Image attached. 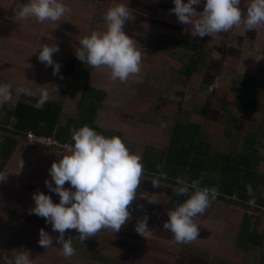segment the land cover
Here are the masks:
<instances>
[{
	"label": "rangeland",
	"instance_id": "374dc122",
	"mask_svg": "<svg viewBox=\"0 0 264 264\" xmlns=\"http://www.w3.org/2000/svg\"><path fill=\"white\" fill-rule=\"evenodd\" d=\"M94 1L95 4H93ZM155 1L159 6L160 14V11L163 12V8L160 5L162 1ZM64 2H67V0H64ZM114 2H116V0H78L79 5L69 8V11L62 16L63 22L61 21L62 24L60 23V27L55 26L53 24L54 21H49V23L47 22V27L50 30L47 32L44 31L45 33L41 34L44 36H40V38L36 35V38H34V33L32 32L30 34V39H27V41L29 40L28 42L34 45V49L31 48L30 51H33L28 55L26 53L19 55L18 53L12 52L11 54L6 48H1V50H3L2 52L6 54L9 60L29 66L30 70H27V72L29 73L30 80L37 78L40 81V88L38 90L33 91L32 88L27 87L28 94L40 96V90L47 89V99L55 97L56 100H58V97H61L60 102H62V104H64V100H67V102H65V110L62 117L63 122H66L69 116L76 115L82 117L87 113V110L81 107L80 101L83 90L87 88L88 81L93 84L95 89H107L108 93L113 98V93L116 89L120 88L122 84L131 85L132 82L141 75L143 77L147 76L150 79H154V74L162 75V73L167 72L171 77V80L179 76L175 73L172 74L173 70L171 69L174 65H177L176 59L180 56L178 50L182 52V49L175 48V46L171 45L168 47L167 51L165 50L162 53H155L146 45L138 42L137 38H134L137 46L142 47L141 69H143L138 74L130 75L125 81H120L119 79L115 81L111 80V69L107 66L93 68L84 64L77 58L75 52L80 50L79 40L84 35L89 34L92 30H100L104 27L103 13ZM123 2L129 4L133 3L134 0H123ZM9 6H11V10L14 11L16 0L10 1ZM140 9L145 8L140 7ZM161 18L162 19L159 20L164 22L168 20L165 17V14L162 15ZM24 19L27 21L30 18ZM126 22L128 21H125V31L129 35L136 37L139 36L138 34L145 32L143 28H141V30L133 29L132 31V28H129V26L133 24H127ZM144 25H146L145 21L143 26ZM165 26V23H160L159 27L154 25L152 27H146L149 28V30H164L167 29ZM8 28L11 32V38H13V41L11 42L15 43L17 41L16 39L14 40L13 36H18L20 40L22 34H26L22 32L21 25H18L17 27V24L11 23ZM192 39L198 40V36H192ZM59 42L68 44V46H64L61 53L59 52L61 49ZM43 44H48L50 46H55V44L58 45V51L53 53L54 61L60 64L59 72L56 75H53V68L51 65L45 66V64L39 61L37 57L39 48ZM16 49L18 50V46H16ZM73 59L77 60V65L74 72L69 73L68 70ZM203 69L205 68H201L202 71L199 70V73L194 75L193 79L189 81V83L191 81L192 83L187 86L188 88L186 87L189 91L187 100L183 98V90H180L184 87L182 85H171V82V87L168 86L165 83L167 81L164 79L165 76L162 75L160 81L162 82V85L159 86L160 89L158 88L156 89V92L153 91L152 93H148L144 97L147 100L146 102H143L141 111H139V105H141V102L137 103L136 101L129 104L128 102H125V104H123L125 105L123 109L117 111L114 109L116 111L115 115H120L121 118H123L122 122L118 120H108V114L102 112L104 115L102 114L103 117L100 118V123L108 128H110L109 125H111L114 126V129H126L127 138L124 141L132 151L140 154L142 159L145 156L144 152L147 147H155L157 148V151L160 152L168 150L170 147L169 141L172 140L171 132L174 120L179 119L176 116H179L181 109L188 108L185 110L188 112L190 109H193L191 107H194L195 110L199 112L205 104L203 103L205 102L204 96L203 98L202 96H198L201 93L199 90V87L201 86L199 85L200 79L203 80L204 78H207L210 82H214L215 75L212 73L210 76L208 72H205ZM10 71L8 70V73H10ZM2 72L6 73L5 70ZM76 73H78V76ZM86 73L91 75L89 77L90 80L86 78ZM15 74H17V72H15ZM67 81L69 82L68 96L63 92H60V90L56 89L55 91L56 84L57 87L62 85V83L67 86ZM29 82L30 81H27V83ZM58 83L61 84L58 85ZM113 86L115 87L114 91ZM195 94L198 95L195 96ZM19 98L20 96L17 94L12 102L15 103ZM160 114L166 119L164 125H159L160 121L158 117L162 116ZM188 115L187 117H189V119L202 121L204 126H208L206 127L207 131H204V135L207 136V139H209L210 143L213 145L214 150H237L239 147L238 143L232 148V146H230L231 140H226L230 139L227 134L230 135L236 131L228 125V120L224 117V114L221 111L214 110L205 119H202L197 113H195L192 118ZM139 117L143 118L144 122L141 121ZM132 119L135 122L132 121L133 123H130ZM189 119L186 118V121ZM150 125L152 127H149ZM242 125L244 127L246 124L243 122ZM25 139L26 143H29L26 137ZM26 143H24L23 146H20L19 149V151L26 152L23 156L24 159L14 157L15 164L12 162L8 169L6 168L4 172H0V251L8 244L6 248L8 252L3 256H1L0 252V264H5L3 257L10 259L15 253L23 251L24 248L31 250V256L34 258L33 264H167L166 250L168 248L170 249V245L172 244H182V242H175L172 232L163 227L164 221L168 218L167 212L170 210L168 205L171 203L174 189L171 184L166 182H162L161 185L154 187L151 183V178L155 177V173L152 172L149 174L150 178L144 177L138 185L136 197L129 206L131 216L129 220L121 226L119 231L113 232L109 228H102L88 238L87 242H84L79 239L77 236L79 233L75 229H66L65 237L67 238L70 235L73 238L72 246L76 250L75 253L69 257H65L61 254V247L56 244L55 240L53 241V244L47 248L40 246L37 241L39 239V230L41 228H44L53 237L57 236L59 233L52 230L50 223H45V218L29 213V209L34 206L32 194L33 192L43 191L51 195L53 202L59 201L58 194L50 193L49 189L45 186V179H50L48 168L53 161H58L60 159V153H62L63 148L54 147L56 151H58L52 156L46 154L40 158H34L31 154L33 150L30 148L28 149ZM33 144L42 145L41 143ZM38 160L41 163V169H36L37 166H35V164L38 163ZM27 174L30 175V178ZM41 175L45 176L41 178ZM155 178L160 179L161 177L158 175V177ZM25 185L29 189L28 192H25L24 190ZM68 186V182L66 181L64 187ZM6 192L8 193L7 195H10L9 199H6ZM17 201H19V204ZM220 203H222V201H218L214 198L210 201L206 210L198 215L201 217H204L205 215L207 222L214 221L213 211L215 214L217 213L219 215H223V212L226 211L224 207L219 206ZM177 205L174 206L176 207ZM14 207L16 208L14 209ZM144 215L148 216V229L143 235H141L136 232L135 224L137 220L143 218ZM243 223L246 224L247 220H243Z\"/></svg>",
	"mask_w": 264,
	"mask_h": 264
},
{
	"label": "crops",
	"instance_id": "0c3cea01",
	"mask_svg": "<svg viewBox=\"0 0 264 264\" xmlns=\"http://www.w3.org/2000/svg\"><path fill=\"white\" fill-rule=\"evenodd\" d=\"M10 1L12 0H0V82L7 81L10 82L12 86V95L10 99L3 104H0V122L6 124L9 129L12 127L15 117L7 116L8 111L14 108L16 103L21 99L31 102H35V97L39 99L40 96L38 95L35 96L28 94L27 87L32 88L33 91L38 90L40 88V81L37 78L30 80L29 73L27 72V70H30L29 66L9 60L6 54L2 52L3 50H1V48H6L10 53H18L19 55L26 53L28 55L33 51H30L31 48L34 49V45L28 42L29 40L27 41V39H30V34L33 32L34 38H36V35L39 37L44 36L41 34L45 33L44 31L47 32L50 30L47 27V22L49 23V21L38 22L35 18H30L26 21L24 18L19 17L13 10H11L12 8L9 6ZM161 1L162 3H160V5L163 8V12L160 11V14L159 6L155 0H134L133 3H126L130 8L129 11L132 16H134L126 22L127 24H133L130 25L129 28H132V31L133 29L141 30V28H143L145 31L142 34H138L139 36L133 38H137L138 42L146 45L155 53H162L165 50L167 51L168 47L171 45L183 50L182 52L178 50L180 56L176 59L177 65H174L171 69L173 70L172 74L175 73L179 76L171 80V77L167 72L162 73V75L165 76L164 79L167 80L165 83L168 86L171 87V85L174 84L175 86L182 85L184 87L180 89L183 90L182 94L184 99H188L189 91L186 87L192 83V81L190 83L189 81L193 79L194 75L199 73L201 68H205L206 70H203L208 72L210 76L213 73L216 81V86L212 87L210 91L209 88L213 82H210L207 78H204L203 80L200 79L199 85L201 86L199 87V90L201 93L200 95L195 94V96H202V98L204 96L205 102L203 103L205 104L203 108H201L199 112L196 111L194 107H191L193 109H190L188 112L185 111L188 108L181 109L179 116H176L179 119L174 120L171 133L173 134L175 130L174 128H176L180 121L187 124V127L190 126V124L200 125L201 131L199 133V138L210 144L209 151L211 153L221 152L234 157H239L246 151V147L251 143V141H248V138L251 137L252 133H257L258 136L254 141V146L258 149L257 155L259 156V162L257 164L259 172L264 175V24L257 26L256 29H246V26L242 22L239 26H234L228 32L213 33L211 36L205 35L204 37L198 36V40H194L189 31L190 26L181 24L177 20L175 14L169 11L174 7L172 0ZM248 2L250 3V0H248ZM65 3L68 5V8L79 5L78 0H67ZM93 4H95V1ZM140 7H144L145 9H140ZM195 7L197 11H200L203 8V4L196 5ZM241 7L242 9H246V4L243 3V0ZM164 14L168 19L165 22L159 20L162 19L161 17ZM61 21L62 16L59 20L54 21L53 24L60 27L62 24ZM144 21L146 25L143 26ZM11 23L17 24V27L18 25H21L22 32L26 33L25 35L22 34L21 41L18 36H13L14 40L16 39L17 41L15 43L11 42L13 41V38H11V32L8 28ZM160 23H165L167 29L149 30V28L146 27H152L153 25L159 27ZM59 43V46H61L59 52L61 53L64 46H68V44L62 42ZM16 46H18V50L16 49ZM3 70H5L6 73L2 72ZM8 70L12 71L8 73ZM15 72H17V74H15ZM85 75L87 76L86 78L90 80L89 77L91 75L87 73ZM162 75L154 74L155 80L141 75L134 80L131 85L122 84L120 88L116 89L113 93V98L108 93L107 89H95L93 84L88 81L87 88L83 90L80 105L83 108H85L86 105L90 108L93 107L94 109L93 103H86L84 105L83 100L86 92L89 93L88 95L90 97H97V95L100 94L99 90H103L102 96L104 97L102 98V102L97 104L96 107L95 122L107 131L122 132L124 140H126V129H114V126L111 125H109L110 128H108L100 123V118L103 117L102 112L108 114V120H118L122 122L123 118H121L120 115H115V112L123 109L125 106L123 104H125V102H128V104L136 101L137 103L141 102V105H139V111H141L143 102H146L147 100L144 97L148 93H152L153 91L156 92V89H160L159 86L162 85V82H160ZM27 81L30 82L27 83ZM61 83H58V85ZM67 83V85H69L68 81ZM56 85L55 91L56 89L60 90V92H63L68 96V86L64 88L62 86L64 85L63 83L58 87ZM114 89L115 87L113 86V91ZM17 94L20 98L13 103L12 101ZM49 100L60 102L61 97H58V100H56L55 97L50 98ZM65 102H67V100H64L63 112L65 110ZM214 110L221 111L224 114V117L228 120V125L236 131L233 134H227L230 139H225L231 140L230 146H232V148L238 143L239 147L237 150H214L213 145L210 143L209 139H207V136L204 135V131H207L206 127L208 126H204L202 121H195V119H189V117H187L189 114L192 118V116L197 113L202 119H205ZM247 110L252 111L251 118H249V115L247 117ZM70 117L77 116H69L68 119ZM158 118L160 121L159 125H164V122H166L165 117L162 115ZM186 118L189 120L186 121ZM140 120L143 121V118H140ZM132 121L133 119L130 123L135 122ZM243 122L246 124L244 127L242 125ZM149 127L152 126L150 125ZM9 129L4 130L11 132V134L0 132V163L3 159V153L6 154L14 142L13 139L8 138L7 135H15L18 140L0 172H4L6 168L8 169L12 162L15 164L14 159L16 157L21 159L26 153L25 151H19L20 146H23L24 143H26L25 136L16 135ZM26 144L28 149L30 148L33 150L31 154L34 158H40L46 154L52 156L58 151L47 145ZM148 148L149 147H147L146 150ZM40 164L41 163L38 160V163L35 164V166H37L36 169H41ZM44 176L45 175H41L40 177L43 178ZM28 177L30 178V175ZM24 190L25 192L29 191L26 185L24 186ZM254 192L258 195L260 202L264 201V183L261 185L257 184ZM7 194L8 193L6 192V199H9L10 195ZM174 194L172 195L171 205H168L170 210L174 209V205H176L173 202ZM232 197H235L236 199L237 196ZM17 203L19 204V201H17ZM219 206L224 207L226 211L223 212V215L215 214L213 211L214 221L212 222H207L205 215L204 217H201L197 214L193 218L194 223L199 227L198 236L193 240L182 242V244L179 245H170V249L168 248L166 250L167 264H264V212H251L250 210L248 211L246 207L243 208L241 205L232 202L228 203L222 201ZM15 208L16 207H14V209ZM243 220H247V223L244 224ZM7 246L8 244L1 249V256L8 252L6 249Z\"/></svg>",
	"mask_w": 264,
	"mask_h": 264
},
{
	"label": "clouds",
	"instance_id": "9594fccd",
	"mask_svg": "<svg viewBox=\"0 0 264 264\" xmlns=\"http://www.w3.org/2000/svg\"><path fill=\"white\" fill-rule=\"evenodd\" d=\"M172 3L174 7L169 11L181 24L190 26L192 36L228 32L242 22L246 29H256L264 24V0H250V3L243 0L246 9L241 7L242 0H172ZM200 4L203 8L197 11L195 6ZM68 11L64 0H16L14 8L19 17L35 18L38 22L57 21ZM131 18L128 5L123 0H116L103 13L104 27L92 30L79 40L80 50L75 52L77 58L93 68L107 66L113 81H125L130 75L138 74L142 47H138L133 36L124 30L125 21ZM56 51L57 44H43L37 53L39 61L52 66L53 75L60 69V64L53 59ZM215 86L214 80L209 90ZM11 95V83L0 82V104L8 101ZM47 98L48 90L41 89L37 103L43 104ZM71 141L64 145L60 159L48 168L50 179H45V186L50 193L58 194L59 201L53 202L49 193L33 192L34 206L29 209L30 214L45 218V223H50L52 230L59 233L53 237L41 228L38 244L47 248L55 240L65 257L76 251L72 246L73 238L65 237L66 229H75L81 241L102 228L119 231L131 216L129 206L144 178L142 157L128 147L122 136H106L83 124L72 129ZM160 177L166 178L164 173H160ZM66 181L68 187H64ZM162 182V179L151 178L154 187ZM172 187L178 194H187V198L167 212L163 227L172 232L175 242H187L198 236L199 227L193 218L206 210L217 195V188L201 186L199 180L189 182L179 177ZM147 221V215L137 220V233L143 235L148 229ZM3 259L5 264L34 262L31 250L27 248L10 259Z\"/></svg>",
	"mask_w": 264,
	"mask_h": 264
},
{
	"label": "trees",
	"instance_id": "16d2710c",
	"mask_svg": "<svg viewBox=\"0 0 264 264\" xmlns=\"http://www.w3.org/2000/svg\"><path fill=\"white\" fill-rule=\"evenodd\" d=\"M76 65L77 60L73 59L70 63L69 73L74 72ZM76 75L78 76V73ZM67 86H64V88ZM88 94L86 92L83 100L84 105L93 103L94 109L85 105L84 109L87 110V113L82 117H70L66 122H63L62 102L47 99L43 104H39L36 101L38 99L35 97V102L24 99L19 100L15 107L7 113V116L15 117L12 127L9 129L6 124L1 122L0 127L12 130L16 135L21 136H25L29 130H32L40 135L54 136L64 143L72 142L73 128L88 124L106 136L120 135L124 139L122 132L107 131L95 122L97 104L102 102L104 97L102 91L97 97H90ZM246 114L247 117L248 115L249 118L252 117V111L247 110ZM186 125L180 121L174 128L168 150L160 152L155 147L146 150L142 159L143 175L149 176L153 172L155 173L154 176L158 177L160 173H164L166 178L160 179L172 186L176 185L177 177L189 182L199 180L201 186L207 185L217 188L215 198L219 201L241 205L243 208L246 207L248 211H262L260 207L264 206V201L260 202L258 195L254 192L257 184L264 183V175L259 172L257 164L259 162L258 149L254 146L258 134L252 133L251 137L248 138L251 143L246 147V151L239 157H234L221 152L211 153L209 151L210 144L199 138L201 126L190 124L187 127ZM7 137L13 139L14 142L9 151L6 154L3 153L0 171L18 140L15 135H7ZM30 144L34 145L33 143ZM157 165H160V167L158 168ZM174 192L173 202L176 205L187 198V194H178L175 190ZM232 196L237 197L235 199ZM251 201H254L255 207L251 206ZM77 236L79 237V234ZM87 240L84 242H87Z\"/></svg>",
	"mask_w": 264,
	"mask_h": 264
},
{
	"label": "built area",
	"instance_id": "2783aa9c",
	"mask_svg": "<svg viewBox=\"0 0 264 264\" xmlns=\"http://www.w3.org/2000/svg\"><path fill=\"white\" fill-rule=\"evenodd\" d=\"M25 137L27 138V141L29 143H38V144L41 143L42 145H49L52 147H59V148H63L66 143H71V142L63 143L54 136L40 135L31 130L27 132ZM251 206L255 207V204L251 202ZM260 209L264 211V206L260 207Z\"/></svg>",
	"mask_w": 264,
	"mask_h": 264
},
{
	"label": "water",
	"instance_id": "95a60500",
	"mask_svg": "<svg viewBox=\"0 0 264 264\" xmlns=\"http://www.w3.org/2000/svg\"><path fill=\"white\" fill-rule=\"evenodd\" d=\"M0 132H4V133L6 132V133H10V134H11V132H8V131H6V130H4V129H1V128H0ZM53 148H54V147H53ZM144 177H148V178H150L149 176H146V175H144Z\"/></svg>",
	"mask_w": 264,
	"mask_h": 264
},
{
	"label": "bare ground",
	"instance_id": "6f19581e",
	"mask_svg": "<svg viewBox=\"0 0 264 264\" xmlns=\"http://www.w3.org/2000/svg\"><path fill=\"white\" fill-rule=\"evenodd\" d=\"M251 202H253V203H254V201H251ZM251 202H250V204H251ZM250 211H251V210H250ZM262 211H263V210H262ZM262 211H261V212H262ZM251 212H253V211H251ZM251 212H250V213H251ZM263 212H264V211H263Z\"/></svg>",
	"mask_w": 264,
	"mask_h": 264
}]
</instances>
